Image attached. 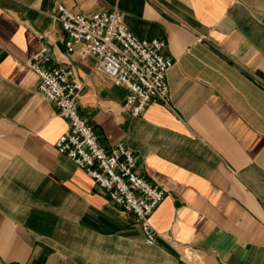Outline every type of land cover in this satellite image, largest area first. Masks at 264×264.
Segmentation results:
<instances>
[{
	"label": "crops",
	"instance_id": "0c3cea01",
	"mask_svg": "<svg viewBox=\"0 0 264 264\" xmlns=\"http://www.w3.org/2000/svg\"><path fill=\"white\" fill-rule=\"evenodd\" d=\"M114 8L164 41L169 101L138 115L125 90L66 48L55 4ZM48 49L81 84L99 143L123 142L163 187L149 216L111 204L53 142L66 128L27 60ZM264 264V0H0V264Z\"/></svg>",
	"mask_w": 264,
	"mask_h": 264
},
{
	"label": "built area",
	"instance_id": "2783aa9c",
	"mask_svg": "<svg viewBox=\"0 0 264 264\" xmlns=\"http://www.w3.org/2000/svg\"><path fill=\"white\" fill-rule=\"evenodd\" d=\"M50 15L64 32L66 48L75 47L79 58L91 55L93 68L124 88L123 106L131 115H138L152 101L168 103L166 73L172 60L162 52V39L137 37L114 8L84 14L56 3ZM48 56L47 47L42 45L27 65L38 76L36 90L56 106L57 113L66 121V128L53 142L55 149L82 168L111 204L131 212L140 224L144 241L152 243L155 231L149 216L164 197V188L137 171L135 154L123 142L108 147L99 143L91 125L77 109L80 82L70 77L62 65H44Z\"/></svg>",
	"mask_w": 264,
	"mask_h": 264
}]
</instances>
